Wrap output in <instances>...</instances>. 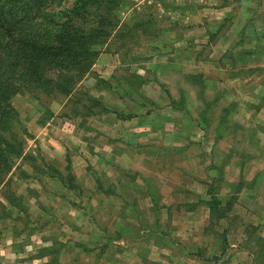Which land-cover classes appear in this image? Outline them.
I'll return each mask as SVG.
<instances>
[{"label": "rangeland", "instance_id": "rangeland-1", "mask_svg": "<svg viewBox=\"0 0 264 264\" xmlns=\"http://www.w3.org/2000/svg\"><path fill=\"white\" fill-rule=\"evenodd\" d=\"M96 15L86 27L101 23L105 34L86 71L68 72V94L27 84L11 98L17 117L5 138L19 150L0 163L2 264H264V171L256 201L232 205L216 224L205 221L195 192L178 197L201 176L208 180L199 186L225 200L223 162L235 187L242 143L220 141L213 146L220 153L209 154L204 142L207 153L190 158L185 171L158 138L198 143V113L205 134L255 130L233 121L264 107V0H117L112 12ZM226 39L225 60L208 62L213 44ZM239 73L248 90L229 78ZM254 83L262 88L253 91ZM227 114L234 120L225 126ZM251 143L264 152L263 140Z\"/></svg>", "mask_w": 264, "mask_h": 264}, {"label": "trees", "instance_id": "trees-1", "mask_svg": "<svg viewBox=\"0 0 264 264\" xmlns=\"http://www.w3.org/2000/svg\"><path fill=\"white\" fill-rule=\"evenodd\" d=\"M116 1L0 0V163L19 150L5 138L17 117L11 98L27 84L68 94L73 82L68 72L86 71L84 60L97 54L93 46L105 34L101 23L87 29V19L112 12ZM207 193L209 221L216 224L231 210L233 199L221 204L212 190Z\"/></svg>", "mask_w": 264, "mask_h": 264}, {"label": "crops", "instance_id": "crops-1", "mask_svg": "<svg viewBox=\"0 0 264 264\" xmlns=\"http://www.w3.org/2000/svg\"><path fill=\"white\" fill-rule=\"evenodd\" d=\"M225 10L226 9H224L223 12H226ZM244 10H243V13H244ZM220 14H222V13H220ZM196 42L203 43L204 41L199 40ZM174 43H175V46H177L179 48H183L185 41L180 40V39H176V40H174ZM213 45H214L213 46L214 48H212L211 54H210L207 61L208 62H214V61H219V60L224 61L226 53H229V51L231 50V46H232L231 41H227V39H226V41L221 40L218 43L213 44ZM242 45L246 46V42L245 41L242 42L239 46L241 47ZM178 59L180 61H183L180 59V57ZM218 71H221V70H218ZM234 76H237L239 78V80L241 81V84H242V88H245V90H248L249 83H247V77H242L241 74L239 73V75H236V74H234L233 76L229 75V78H231V80H232V78ZM241 79H245V80H243L244 82ZM263 79H264V75H263ZM255 83H254L253 91H255V89H256L255 86H257V88H260V89L262 88V86H258V84H255ZM223 88L225 89L226 87H223ZM201 112H203V111H201ZM263 112H264V107L262 106V108L259 107V110L256 112V114L249 119H246L243 121L242 120L235 121L232 116L228 117V114H227V116H225L222 121H219V123H222L223 125L225 123V126H226V124L230 125L231 124L230 121L234 120L233 122L236 123V126H240L242 129L243 128L248 129L249 126H252L253 129H255V130L250 135L246 134L249 137H247V136H244V137L243 136H236V134H234L233 132L232 133H226V132L221 133L222 135L220 133H218V131L217 132L215 131V133H212L211 128H209V133L205 134L204 128L201 127L202 125H204V123L202 122V119L200 120V117L202 116V114L198 113V116L196 115L195 120H194V122H195L194 125L196 127L195 130H197V131H195V132H197L195 134L197 136L196 138L198 139V143H195V144L191 143V144H189V146L184 145L186 140H188V141L193 140L191 137L181 136L178 138H175V137L168 138L165 136L163 138V136L161 134H159L158 138L160 140L163 139L162 141L164 143L167 142L166 144H167L168 148H171V149L175 150V152L178 153L177 155L180 158V160L182 161L180 168H184L183 170H185V171L188 169L187 164L189 163L190 158L192 160H197V159H199V157H201V154H203L205 156V153H207V152L208 153L213 152L214 154H215V152L220 153L219 150H216L215 148H213V146H216V144L218 142H220V141H228V142L233 141L234 145H237L238 143L241 142L243 145V147H241V148H242V151L245 153L246 158L243 161L238 162V164L236 165L238 172H236V173H239L240 175L241 174L245 175V180H247V182H249V183H246L245 180L242 179V177H241L242 175L241 176L239 175V177H238L239 180H238V183L235 185V187L239 184V182H242L240 185V188H238L240 192H238V190L235 191V187L233 186L235 183H233L234 181H232L234 179V173L232 171H230V167H229L230 161L228 160V162H226V163L223 162V164H224L223 173L225 176L222 177L223 182H222L221 187H220L221 192L224 189L223 187H225V191L223 192L224 194H226V192H228L227 195H225L226 199L222 200L218 197H215L214 193H212V194L217 200H219L221 202V204H225L232 197L233 191L231 192V190L234 187V192H236V194L239 195V199L237 200V203L234 202L232 205L233 206H236V205L241 206L242 205L244 207H248L249 204H252V202L254 200L256 201V199L258 198L259 195H258L257 191H258L260 184H262L259 182L258 177L260 180L262 179V173L264 171V152L261 149H259V147L257 145H255V146H250V145H253V143H251V140L253 138H255L258 143L260 141L262 142V140L264 143V132H261V128H260V126L262 128L264 127V113ZM168 120L169 119H165L164 123H173V125L176 124V123L174 124V121L169 122ZM258 124L260 126H258ZM148 126L150 127L151 125L145 123V127H148ZM222 128H223L222 125H220V127H218V130H221ZM215 129H216V127H215ZM142 137H143V140H149V138H151L150 136H146V135L142 136ZM138 140H140V139H138ZM171 140L173 142L179 141V142H183V143L179 144V145H177L173 142L171 144L168 143V141H171ZM193 142H195V141H193ZM204 142H206V143L211 142V144H212V147L209 148V150L207 152L205 150H203ZM202 152H204V153H202ZM209 156L211 157L212 155H209ZM117 158H119V157H117ZM212 158L215 159L214 160V162H215L216 156H212ZM214 164L215 163L210 165L208 167V170L212 169L215 166ZM198 165L199 164H197V166ZM228 167H229V169H228ZM206 169H207V167H206ZM111 172H112L113 176L116 175L114 169ZM209 172H207V173L210 174ZM201 179L208 180L207 177L203 178L200 176L199 180L204 182ZM200 181L195 182L196 186H194V188L189 187L188 185H183V188H186V192L184 193V191H183V192L179 193L178 197H179V199L181 198L184 201L185 197L189 196V195H187L189 191L195 192L197 194V197H196V199L195 198H192V199L195 200L197 207H198V205H200V206L203 205L206 207V209H208L207 202L210 200L211 195H209L207 193V190L205 188H203L204 187L203 185L199 186V184H201ZM253 183H255V184H253ZM166 197H165V199L167 201H169V202H166L167 204H173L174 203L172 201V199L168 198L170 196L167 195ZM261 198H262L263 203H264V193L261 195ZM183 201H180L181 204H187L186 202H183ZM189 202H192V201H189ZM207 212H208V214H206V216H205L206 222H207V219L209 221V210H207ZM226 219H227V217L222 218V219L218 220V222L225 221ZM254 219L259 220V218H254ZM247 220H249V219H246L244 221L246 222ZM208 223H210V221ZM222 235H223L222 238H224L225 234L223 233ZM6 248H7V246H1V248H0V264H2L1 258L5 254ZM181 253H182V250H181ZM14 264H16V263H14Z\"/></svg>", "mask_w": 264, "mask_h": 264}]
</instances>
